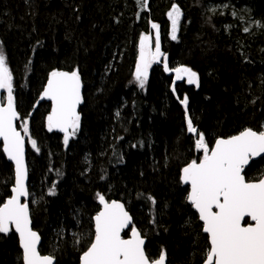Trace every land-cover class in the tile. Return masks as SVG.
Instances as JSON below:
<instances>
[{
    "label": "trees",
    "instance_id": "16d2710c",
    "mask_svg": "<svg viewBox=\"0 0 264 264\" xmlns=\"http://www.w3.org/2000/svg\"><path fill=\"white\" fill-rule=\"evenodd\" d=\"M146 2L142 9L137 0H0V49L13 75L17 127L23 133L27 120L40 148L25 136L33 228L41 254L56 264H80L94 239L98 193L124 204L150 259L166 253L168 264H204L210 245L181 181L183 168L203 153L180 101L188 96V114L210 148L247 128L264 130V0ZM173 5L182 13L176 40L167 15ZM152 23L171 74L163 58L141 89L139 43L150 35L154 47ZM178 67L199 75L198 89L181 83L173 92ZM54 70H78L84 86L80 128L67 146L64 135L48 131L52 106L40 99ZM244 175L262 179L264 158ZM13 186L14 167L0 143V206ZM0 264H23L14 233H0Z\"/></svg>",
    "mask_w": 264,
    "mask_h": 264
},
{
    "label": "snow or ice",
    "instance_id": "6c2138e0",
    "mask_svg": "<svg viewBox=\"0 0 264 264\" xmlns=\"http://www.w3.org/2000/svg\"><path fill=\"white\" fill-rule=\"evenodd\" d=\"M137 3L142 9L147 7L146 0H137ZM167 15L172 25L171 39L176 40L181 10L173 5ZM152 28L156 29L154 50L150 35L140 37L135 81L141 89L147 82L148 69L152 64L160 63V57L164 56L159 26L152 23ZM244 30L248 31L247 28ZM164 70L169 71L166 56ZM174 71L177 81L186 77L188 84L199 87V76L192 69L178 67ZM81 88L78 70H54L40 97L52 103L51 113L47 116L48 131L64 133L65 146L80 128L81 117L77 108L82 103ZM0 90L7 93L6 106L0 104V139L3 140V152L7 159L14 162L15 176L12 195L0 206V233L8 234L14 227L23 250V264H55L53 255H41L38 249L41 237L31 227L29 204L21 202V198L27 201L30 195L26 185L28 167L25 164V136H28L29 129L27 120H24L21 125L24 135H21L14 123L20 117L13 95V75L2 51ZM180 102L186 112V130L195 136V148L203 153L199 162L193 160L183 168L181 181L190 185L187 201L198 213L202 231L207 234L210 247L204 264H264V178L248 182L242 174L250 159L264 154V130L247 128L230 138L217 139L214 147L210 148L205 134L198 131L188 115V96L185 95ZM28 139L31 147L39 153L37 141L30 136ZM55 187L53 184L49 195L56 194ZM97 196L103 210L93 218L94 239L83 252L81 264H165L166 253H161L158 259H150L144 247L145 240L132 225V217L124 204L109 202L103 194L98 193ZM148 199L156 203L153 197ZM246 217L250 222L245 224ZM129 225H132L131 238L124 239L121 233ZM80 239L82 237L77 236L76 242L79 243Z\"/></svg>",
    "mask_w": 264,
    "mask_h": 264
},
{
    "label": "water",
    "instance_id": "95a60500",
    "mask_svg": "<svg viewBox=\"0 0 264 264\" xmlns=\"http://www.w3.org/2000/svg\"><path fill=\"white\" fill-rule=\"evenodd\" d=\"M163 56H161L160 57V60H161V62L160 63H155L156 65H161V63H162V61H163ZM138 60H139V58H138ZM149 71H150V69L148 70V74H149ZM81 82H82V80H81ZM47 86V85H46ZM83 89H84V86H83V83H82V88H81V95H82V100H83ZM4 96L6 97V100H5V102L3 101V98H4ZM48 102H50L51 103V101H49V100H47ZM0 104H3V105H5L6 106V104H7V93H6V91H4V90H0ZM51 106H52V103H51ZM81 106H82V103L78 106V108H77V111H78V113L80 114V109H81ZM18 113V112H17ZM15 123V125H16V127H17V120L14 122ZM17 131H20L19 129H18V127H17ZM54 132H57V133H61L62 135H64V133H62V132H60V131H58V130H53ZM21 132V131H20ZM21 135H24L22 132H21ZM0 143L2 144V146H3V140L2 139H0ZM215 145V144H214ZM214 147V146H213ZM4 153V152H3ZM4 156H5V158H6V160H7V162L8 163H10L11 165H13V167H14V162H12V161H10V160H8L7 159V155H6V153H4ZM262 158H264V154H261L260 156H256V157H253L252 159H250V161H249V163L245 166V168H244V172H245V170L246 169H248L249 167H250V165L252 164V162H256V161H259L260 159H262ZM25 164H26V166L28 167V164H27V142H26V138H25ZM244 172L242 173L243 175H244ZM183 174V173H182ZM182 174H181V176H182ZM245 176V175H244ZM262 178H264V176L262 177ZM246 179V178H245ZM246 181H247V179H246ZM248 182H250V181H248ZM253 182H256V181H253ZM28 183H29V171H28V180L26 181V185H27V188H28ZM14 184H15V176H14ZM184 185V184H183ZM186 187H188L189 188V192H190V185H185ZM29 191V190H28ZM28 200H29V197L27 198V201H25L24 200V198H21V202L23 203V202H27L28 204H29V202H28ZM118 202V201H117ZM121 203V202H120ZM189 203V202H188ZM100 204V203H99ZM189 205L191 206V204L189 203ZM100 207H101V209H100V211H102L103 210V206L100 204ZM193 208V207H192ZM125 210L128 212V210L126 209V207H125ZM193 210H194V212L198 215V213L196 212V210L193 208ZM29 213H30V219H31V222H32V217H31V211H30V207H29ZM129 213V212H128ZM129 215H130V213H129ZM131 216V215H130ZM132 217V216H131ZM246 221H249V218H245V221H244V223L246 224ZM201 222V224H202V221H200ZM250 222V221H249ZM94 225H95V222H94ZM132 225H134V222H133V218H132ZM132 225H129V227L128 228H126V229H124V231L121 233V236H122V238H124L123 237V235H124V233H126V232H129V237L128 238H131V231H130V229H131V227H132ZM31 227H32V229L34 230V228H33V222L31 223ZM138 230V229H137ZM35 231V230H34ZM10 232H12V233H14L16 236H17V238H18V241H19V246H20V240H19V234L18 233H16V231H15V229H14V227H12V229H11V231ZM37 232V231H36ZM38 233V232H37ZM39 234V233H38ZM206 236H207V234L206 233H204ZM40 235V234H39ZM41 237V236H40ZM143 237V236H142ZM128 238H126V239H128ZM144 238V237H143ZM125 239V238H124ZM144 240H145V245H144V247H145V250H146V246H147V239H145L144 238ZM41 245H42V238H41V240H40V244L38 245V249H39V251L41 250ZM20 250H21V252H22V255H23V250H22V248H21V246H20ZM41 253V252H40ZM42 255V254H41ZM55 259V258H54ZM55 264H56V260H55ZM80 264H81V259H80ZM165 264H167V260L165 261Z\"/></svg>",
    "mask_w": 264,
    "mask_h": 264
},
{
    "label": "rangeland",
    "instance_id": "374dc122",
    "mask_svg": "<svg viewBox=\"0 0 264 264\" xmlns=\"http://www.w3.org/2000/svg\"><path fill=\"white\" fill-rule=\"evenodd\" d=\"M153 50H154V47H153ZM0 51H2L1 49H0ZM3 52V51H2ZM155 64V63H154ZM154 64H152V65H154ZM152 67V66H151ZM150 67V68H151ZM149 68V69H150ZM188 68V67H187ZM168 74H171V71H170V69H169V71H166ZM174 75H175V71H174ZM199 76V75H198ZM179 83H185L187 86H192V87H194L195 89H198L199 87H197L196 85H190V84H188L187 83V78L185 77V79L184 80H180V81H178ZM146 84H147V82H146ZM146 84H145V86H146ZM199 86H200V79H199ZM173 87H175V94H177L178 92H177V85H173L172 86V90H173ZM144 88H146V87H144ZM5 100H6V97L4 96V98H3V101L5 102ZM189 115V114H188ZM71 139V138H70ZM70 141V140H69ZM69 144V143H68ZM166 260H167V264H168V258H167V256H166Z\"/></svg>",
    "mask_w": 264,
    "mask_h": 264
},
{
    "label": "bare ground",
    "instance_id": "6f19581e",
    "mask_svg": "<svg viewBox=\"0 0 264 264\" xmlns=\"http://www.w3.org/2000/svg\"><path fill=\"white\" fill-rule=\"evenodd\" d=\"M181 84L176 79L173 81V85Z\"/></svg>",
    "mask_w": 264,
    "mask_h": 264
},
{
    "label": "flooded vegetation",
    "instance_id": "af4514ba",
    "mask_svg": "<svg viewBox=\"0 0 264 264\" xmlns=\"http://www.w3.org/2000/svg\"><path fill=\"white\" fill-rule=\"evenodd\" d=\"M154 65H156V64H154ZM154 65H152V67H153ZM152 67H151V68H152Z\"/></svg>",
    "mask_w": 264,
    "mask_h": 264
}]
</instances>
